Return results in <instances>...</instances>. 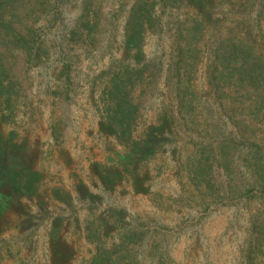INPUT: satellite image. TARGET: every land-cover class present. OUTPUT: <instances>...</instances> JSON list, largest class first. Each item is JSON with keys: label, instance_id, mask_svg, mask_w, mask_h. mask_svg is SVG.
<instances>
[{"label": "rangeland", "instance_id": "374dc122", "mask_svg": "<svg viewBox=\"0 0 264 264\" xmlns=\"http://www.w3.org/2000/svg\"><path fill=\"white\" fill-rule=\"evenodd\" d=\"M208 3L204 57L186 68L192 123L169 71L178 25L199 10L189 0H0V264H264V192L244 152L230 153L228 169L211 160L210 172H191L198 149L234 133L235 120L264 145L258 94H235L226 71V109L237 114L228 121L205 46L246 45L264 74V0ZM137 24L141 55L127 48ZM153 59L158 77L136 74ZM122 93L136 107L126 136L116 126ZM167 115L165 141L137 152Z\"/></svg>", "mask_w": 264, "mask_h": 264}, {"label": "trees", "instance_id": "16d2710c", "mask_svg": "<svg viewBox=\"0 0 264 264\" xmlns=\"http://www.w3.org/2000/svg\"><path fill=\"white\" fill-rule=\"evenodd\" d=\"M189 2L196 5L199 10L193 15V19H187L184 23L178 25L176 35L178 38L184 41L180 42L178 46L177 57L172 63L169 71L171 72L170 75L172 78L176 77L177 79L175 92L178 110L180 113L185 111V113L192 118L193 123L195 120H198V116L194 113L195 108L192 106L193 98L190 94V91L193 93V89L192 84H189L191 76L189 74L190 71L186 70V68H190V62L187 63V61L190 58L195 59L197 57L196 60H198V58L201 60L204 57L201 55V53H204L205 50H201L199 42L204 35L206 22L210 21V15L206 9H203L209 4L208 0H189ZM200 13H202V15ZM143 32V26L141 24H137L133 30V33L129 35L130 42L127 43V48L129 49L130 44L134 42V46L137 48L138 55L142 54L140 42L143 38ZM21 38L26 43L28 50H30L31 43L35 38L34 34H30V37L28 38ZM135 39L137 41H135ZM210 40L211 39L208 40V45L205 44V46L208 47L207 51L209 49L212 50L211 55H213V62L211 65L213 72L210 74V85L215 89L218 95L223 93L221 95L222 97H220L221 102H219V107H223L226 110L225 115L227 116V120L229 121L234 119L237 114L235 113V108L231 107L229 110L226 109V107L229 105L225 99L228 98L234 102L231 94L227 95L225 92H223V87L221 86L226 77H232L226 76V71L229 73L231 72V74L235 72V78L233 77L235 79V88H237L235 94H240L239 89H242L243 94H247L248 98L254 94H258L257 98L253 99L251 104L254 105L255 109V112H253V117L260 119V114L262 112L264 115V94H259V90H261V86L264 84V74L259 71L260 66L254 63V56L251 49L246 45L235 43L229 39V41L223 40L222 43L217 45V48L213 49L211 44L209 46ZM162 68V60L153 59L149 63H145L142 69H140L136 74L139 76H144V72L149 71L151 72L152 77L155 78L156 76L158 77V74L162 73ZM129 74L133 75L134 72H132V70H127L124 76L126 79L117 82L120 92H123V89L126 91L128 83L132 84L131 80L133 78L132 76H129ZM118 102L120 104L118 106V110L115 113L118 118L116 126L120 128L124 136H126V133L130 135L132 118L134 112L136 111V107L131 108V104L128 101V96H123V93L120 96ZM169 119L170 117L168 118L167 115L163 119L162 125L156 128V131H154V129L149 131L145 140L135 142L134 149L139 153L147 154V152H152V150L157 147L158 144H162L166 139V135L162 134V132L165 127L171 124ZM235 121L236 126L234 127L236 131L234 129V133L231 132L229 136H224V138H221L216 142L213 141L207 142V144L204 143L198 149V156L195 155L191 161V172L194 174V176L200 178V176L210 172V168L213 166V164L210 163L211 160H214L215 162L219 161L220 163L223 161L221 164L225 166L226 169H228L231 167V160L229 158L230 153L236 149V151L241 150L244 152L245 159L249 164L248 166L254 170L252 176L257 179L258 186L260 187L257 189L263 190L264 192V145H261L255 141H251L250 137L246 135L250 124L246 122L245 119H238ZM239 126L246 127L248 129H241ZM238 142L242 148H239ZM254 189L255 187L252 189V191Z\"/></svg>", "mask_w": 264, "mask_h": 264}]
</instances>
